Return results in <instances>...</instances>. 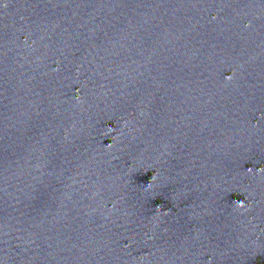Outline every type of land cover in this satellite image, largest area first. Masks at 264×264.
<instances>
[{
    "label": "water",
    "instance_id": "1",
    "mask_svg": "<svg viewBox=\"0 0 264 264\" xmlns=\"http://www.w3.org/2000/svg\"><path fill=\"white\" fill-rule=\"evenodd\" d=\"M262 166L264 0H0V264H264Z\"/></svg>",
    "mask_w": 264,
    "mask_h": 264
},
{
    "label": "clouds",
    "instance_id": "2",
    "mask_svg": "<svg viewBox=\"0 0 264 264\" xmlns=\"http://www.w3.org/2000/svg\"><path fill=\"white\" fill-rule=\"evenodd\" d=\"M225 79H226L227 82H231V80L233 79V74H232V73L227 74L226 77H225ZM75 99H76V102H77V103H80V102H81V98H80L79 94L76 95ZM124 126L126 127L127 125L125 124ZM114 131H115L114 127H111V126H110V127L107 128L106 135H107V134H111V133H113ZM112 147H113V144H112V142L110 141V142L107 144V146L105 147V151H110V150L112 149ZM146 172H147V171H146ZM247 172H248L249 174H252L253 169H252L251 167H249V168L247 169ZM257 174H264V166L260 167V168L257 170ZM155 180H156V175L153 173V174L151 175V177H150V180L148 181V183H147V185H146V188H145L146 191H147V190H150V189L152 188V183H153ZM234 205H235V208H236V209H245V208H246V200L243 199V200H241L240 202L235 203ZM160 212H161V208L158 206V207L156 208V213L159 214ZM164 214L166 215L167 212H165ZM140 259H141V261H143V260H147L148 257L145 255L144 257H141Z\"/></svg>",
    "mask_w": 264,
    "mask_h": 264
}]
</instances>
